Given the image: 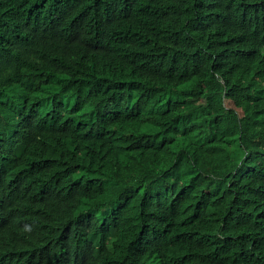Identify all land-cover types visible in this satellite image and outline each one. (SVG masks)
<instances>
[{
  "label": "trees",
  "instance_id": "obj_1",
  "mask_svg": "<svg viewBox=\"0 0 264 264\" xmlns=\"http://www.w3.org/2000/svg\"><path fill=\"white\" fill-rule=\"evenodd\" d=\"M262 206L264 0H0V264H264Z\"/></svg>",
  "mask_w": 264,
  "mask_h": 264
},
{
  "label": "bare ground",
  "instance_id": "obj_2",
  "mask_svg": "<svg viewBox=\"0 0 264 264\" xmlns=\"http://www.w3.org/2000/svg\"><path fill=\"white\" fill-rule=\"evenodd\" d=\"M262 127H263V126H262ZM262 127H261V128H262ZM262 207H263V206H262ZM263 208H264V207H263ZM261 245H262V244H261ZM252 246H253V245H252ZM248 247H249V246H248ZM254 247H255V245H254ZM261 247H262V246H261ZM256 248H257V247H256ZM259 248H260V247H259ZM250 249H251V248H250ZM254 249H255V248H254ZM260 249H261V248H260ZM257 250H258V249H257ZM252 251H253V250H252ZM252 251H251V252H252ZM244 255H245V254H244ZM248 257H249V254H248ZM252 257H253V256H252ZM254 257H255V255H254ZM258 257H259V256H258ZM258 257H256V258H258ZM209 260H210V259H209ZM246 260H247L248 263L250 262V260H249V261H248V259H246ZM254 260H256V259L254 258ZM208 263H209V262H208ZM208 263H207V264H208ZM245 263H246V262H245ZM248 263H247V264H248ZM209 264H210V263H209ZM243 264H244V262H243Z\"/></svg>",
  "mask_w": 264,
  "mask_h": 264
}]
</instances>
